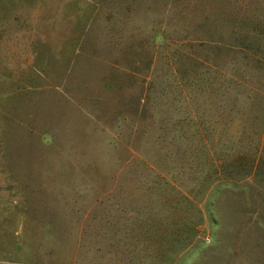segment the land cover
<instances>
[{"label": "rangeland", "instance_id": "obj_1", "mask_svg": "<svg viewBox=\"0 0 264 264\" xmlns=\"http://www.w3.org/2000/svg\"><path fill=\"white\" fill-rule=\"evenodd\" d=\"M258 14L0 0V264H264L256 70L199 44Z\"/></svg>", "mask_w": 264, "mask_h": 264}, {"label": "trees", "instance_id": "obj_2", "mask_svg": "<svg viewBox=\"0 0 264 264\" xmlns=\"http://www.w3.org/2000/svg\"><path fill=\"white\" fill-rule=\"evenodd\" d=\"M205 31H211L208 33V36L211 33H213V36L207 40L200 39L199 44H205L215 51L238 54L243 59L244 67L247 64V66L250 65L252 69L256 70L255 79H247L237 70L232 72L233 77L230 79L234 83L252 90V107L261 112L260 116L264 124V15L260 16L258 14L255 17H245V26L234 24L228 30L215 26L213 29ZM258 117L255 116V118ZM260 141L261 144H264V131ZM260 146H258V150L261 149ZM250 157L249 159L252 162L250 165L255 169H259V156H255V158Z\"/></svg>", "mask_w": 264, "mask_h": 264}]
</instances>
